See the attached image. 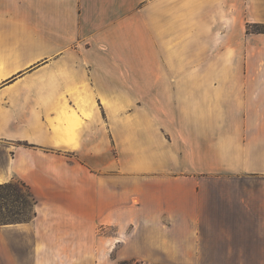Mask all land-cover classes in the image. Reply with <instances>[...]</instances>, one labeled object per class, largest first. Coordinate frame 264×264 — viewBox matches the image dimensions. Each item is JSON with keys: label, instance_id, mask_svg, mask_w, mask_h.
I'll return each instance as SVG.
<instances>
[{"label": "crops", "instance_id": "1", "mask_svg": "<svg viewBox=\"0 0 264 264\" xmlns=\"http://www.w3.org/2000/svg\"><path fill=\"white\" fill-rule=\"evenodd\" d=\"M253 24L264 0H0V184L37 201L0 264H264Z\"/></svg>", "mask_w": 264, "mask_h": 264}, {"label": "trees", "instance_id": "2", "mask_svg": "<svg viewBox=\"0 0 264 264\" xmlns=\"http://www.w3.org/2000/svg\"><path fill=\"white\" fill-rule=\"evenodd\" d=\"M248 32L249 33H264V24H253L248 26ZM22 186V190H26L24 194L21 196L17 193L19 190H17V185L13 184L11 182L0 184V225L8 224L5 222L6 219H11L16 215H23L21 218H16L11 223H21V222H27L30 221L33 217L36 216V212L31 210V214H29L26 211V207L29 206V200L32 201L33 206L36 205L37 201L31 192L30 187L22 182L20 184ZM21 191V190H20ZM12 196V198H11ZM22 200V203H21ZM23 204V208L20 209V211H14L11 214L12 211H8V213H4L2 209H6L8 206H15V204ZM8 209V208H7ZM29 214V215H28Z\"/></svg>", "mask_w": 264, "mask_h": 264}, {"label": "rangeland", "instance_id": "3", "mask_svg": "<svg viewBox=\"0 0 264 264\" xmlns=\"http://www.w3.org/2000/svg\"><path fill=\"white\" fill-rule=\"evenodd\" d=\"M11 183H13V184H16L17 185V190H19L17 193L21 196L22 194H24L25 192H26V190H22L21 188H22V186L20 185L21 183H22V181L21 180H19V179H15L14 181H12ZM21 190V191H20ZM32 192V191H31ZM0 194H2V193H0ZM11 198H12V196H11ZM21 203H22V200H21ZM15 204V203H14ZM29 206H27L26 207V211L29 213V214H31L32 215V213H31V210L33 209V211H35L36 212V205H37V203H36V205H34L33 206V204H32V201L31 200H29V204H28ZM8 208V209H7ZM6 209L4 208V209H2V211L4 212V213H8V211H12L11 212V214L10 215H12V213L14 212V211H20V209L21 208H23V204H18V203H16L15 204V206H8ZM28 214V215H29ZM23 215L21 214V215H16V216H14L13 218H11V219H6L5 220V222L6 223H8V224H15V223H11V222H13V220L14 219H16V218H21ZM34 219V217L31 219V220H33ZM30 220V221H31ZM27 222H29V221H27ZM127 264H129V263H127Z\"/></svg>", "mask_w": 264, "mask_h": 264}, {"label": "bare ground", "instance_id": "4", "mask_svg": "<svg viewBox=\"0 0 264 264\" xmlns=\"http://www.w3.org/2000/svg\"><path fill=\"white\" fill-rule=\"evenodd\" d=\"M73 125H74V127H76V126H78V121H75L74 123H73ZM69 138V137H68ZM75 137H71V140H73ZM71 144V143H70Z\"/></svg>", "mask_w": 264, "mask_h": 264}]
</instances>
